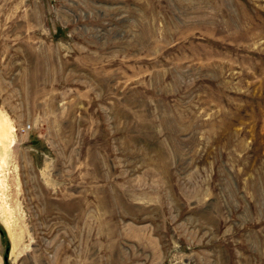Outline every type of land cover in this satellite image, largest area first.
Instances as JSON below:
<instances>
[{
	"label": "rangeland",
	"instance_id": "1",
	"mask_svg": "<svg viewBox=\"0 0 264 264\" xmlns=\"http://www.w3.org/2000/svg\"><path fill=\"white\" fill-rule=\"evenodd\" d=\"M0 264H264V0H0Z\"/></svg>",
	"mask_w": 264,
	"mask_h": 264
},
{
	"label": "built area",
	"instance_id": "2",
	"mask_svg": "<svg viewBox=\"0 0 264 264\" xmlns=\"http://www.w3.org/2000/svg\"><path fill=\"white\" fill-rule=\"evenodd\" d=\"M22 130H23V131H26V130H27V128H25V127H24V128H22Z\"/></svg>",
	"mask_w": 264,
	"mask_h": 264
}]
</instances>
